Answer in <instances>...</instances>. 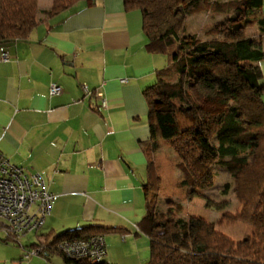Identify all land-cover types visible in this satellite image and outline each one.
Instances as JSON below:
<instances>
[{
  "label": "crops",
  "instance_id": "1",
  "mask_svg": "<svg viewBox=\"0 0 264 264\" xmlns=\"http://www.w3.org/2000/svg\"><path fill=\"white\" fill-rule=\"evenodd\" d=\"M51 6L37 0L29 35L0 43L9 56L0 59V153L39 172L54 195L26 244L0 241V264H69L59 253L23 259V250L48 232L92 223L117 229L103 234L104 256L70 264H141L150 242L136 226L147 201L150 121L142 90L163 57L147 51L141 13L123 0H82L58 14ZM260 13L264 18V0ZM257 41L264 48V36ZM257 63L264 82V59ZM51 82L60 93L49 94Z\"/></svg>",
  "mask_w": 264,
  "mask_h": 264
},
{
  "label": "trees",
  "instance_id": "2",
  "mask_svg": "<svg viewBox=\"0 0 264 264\" xmlns=\"http://www.w3.org/2000/svg\"><path fill=\"white\" fill-rule=\"evenodd\" d=\"M79 1L53 0L48 12L58 14ZM123 3L126 10L140 11L147 51L166 58L165 66L155 72L156 80L142 90L150 121L143 145L147 201L136 226L150 242L149 259L141 264H264V82L257 63L264 59V48L257 41L264 36L262 0ZM197 10L226 14L224 23L216 21L206 31L211 38L183 33L187 14ZM36 11L37 0H0V43L26 38L36 24ZM249 16L255 17L253 33L247 30ZM209 101L220 107L205 109L203 102ZM177 112H189L192 122L181 127ZM160 141L169 143L178 157L179 186L186 189L188 200L213 187L214 166L228 172L232 182L224 184L223 193L233 187L242 206L224 212L222 219L250 224L252 235L234 241L200 216L177 217L172 208L159 212L154 154ZM114 230L92 223L54 236L48 232L37 243L44 244L50 255L58 253L60 240Z\"/></svg>",
  "mask_w": 264,
  "mask_h": 264
},
{
  "label": "rangeland",
  "instance_id": "3",
  "mask_svg": "<svg viewBox=\"0 0 264 264\" xmlns=\"http://www.w3.org/2000/svg\"><path fill=\"white\" fill-rule=\"evenodd\" d=\"M175 1L177 3H182V0ZM225 17L226 14L222 12L208 10L192 11L187 14L185 18L183 33L187 37L195 34L200 39L211 38L212 36L207 35L206 31H208L216 21L224 23ZM254 20V16L248 17L247 30L249 33H253L255 31V28L252 27ZM161 57H163L164 61L161 67L163 68L166 64V58L163 55H161ZM197 99L201 101L200 97ZM203 106L205 109L209 110L216 108L213 106L212 101L203 102ZM219 107L217 106L216 110ZM177 119L181 127H185L192 122V117L189 112H177ZM177 159L178 157L170 144L160 141V147L154 154L156 173L159 179L157 183L158 189L155 191L156 203L159 208V212H166L168 208H172L174 216L177 217H187L189 215L200 216L215 223V228L217 230L229 236L234 241L241 240L243 236L252 235L253 227L250 224L242 221L231 223L222 219V214L224 212L228 211L233 213L238 211L242 206V204L235 197L233 187L229 188L226 193H223L224 184L226 182H232L228 172L221 167L214 166L213 170L215 176L213 187L197 191L192 199L188 200L186 189L179 186L181 173L176 168ZM176 205L178 207L180 206L179 210H175ZM27 234L22 236L20 239L23 244H26L27 239L33 236L32 233ZM3 236L4 234L0 232V241L9 243L8 245L20 249L17 242L4 240ZM148 259L149 255L147 256L146 261Z\"/></svg>",
  "mask_w": 264,
  "mask_h": 264
},
{
  "label": "built area",
  "instance_id": "4",
  "mask_svg": "<svg viewBox=\"0 0 264 264\" xmlns=\"http://www.w3.org/2000/svg\"><path fill=\"white\" fill-rule=\"evenodd\" d=\"M8 58L6 52L0 54L1 60ZM126 80L121 78V81ZM82 90L89 92L85 84ZM60 92V85L54 82L49 84V94ZM104 105L105 101H102ZM53 197L39 172L28 173L25 167L12 163L0 153V232L4 238L20 244L22 236L43 223L50 212ZM56 249L66 259L97 263L105 254V240L103 234L63 239L56 244ZM48 251L44 244L37 243L24 248L22 258L45 257Z\"/></svg>",
  "mask_w": 264,
  "mask_h": 264
}]
</instances>
